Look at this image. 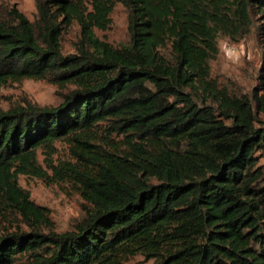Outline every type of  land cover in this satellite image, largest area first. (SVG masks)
I'll return each instance as SVG.
<instances>
[{
    "label": "trees",
    "instance_id": "1",
    "mask_svg": "<svg viewBox=\"0 0 264 264\" xmlns=\"http://www.w3.org/2000/svg\"><path fill=\"white\" fill-rule=\"evenodd\" d=\"M119 2L130 39L115 46L96 30ZM35 3L33 21L0 6V88L45 78L69 90L56 106L0 110V219L27 226L0 233V264H264V67L249 93L211 66L221 37L255 31L264 45V0ZM62 140L69 159L55 158ZM21 175L72 184L84 215L56 232Z\"/></svg>",
    "mask_w": 264,
    "mask_h": 264
},
{
    "label": "rangeland",
    "instance_id": "2",
    "mask_svg": "<svg viewBox=\"0 0 264 264\" xmlns=\"http://www.w3.org/2000/svg\"><path fill=\"white\" fill-rule=\"evenodd\" d=\"M1 1L5 3H0V6H15L32 21L38 17L35 0ZM111 16L110 26L105 30L97 29V35L115 46L128 43L130 36L126 8L120 2L117 3ZM78 36L79 27L76 23L65 30L62 37L65 53L75 51V42ZM219 47V56L211 62L213 77L221 83L236 82L249 93H252L255 87L262 86L264 45L255 31L238 42L221 37ZM233 47H236L237 51L233 50ZM68 90L69 88H62L45 78H23L10 81L0 88V110H8L15 106L28 104L56 106L63 101L64 94ZM261 118H264V112H262ZM104 125L105 123L99 128L101 133L98 134L97 139L100 142L97 141V143L107 148L106 140L102 136L105 135L103 132ZM56 145L58 152L55 158L59 160L71 158L70 147L66 141H58ZM39 160L43 161L41 152L39 153ZM19 182L30 191L31 199L35 203L47 208L50 218L49 227H52L56 232L71 230L84 215V208L87 203L72 184L68 182L48 183L39 177L24 175L20 176ZM25 228L27 226L22 223L18 215L10 222L0 219V233L7 229ZM45 230L48 231V228ZM18 264H29V258L27 256L21 258ZM123 264H154V259L137 254L127 259Z\"/></svg>",
    "mask_w": 264,
    "mask_h": 264
},
{
    "label": "built area",
    "instance_id": "3",
    "mask_svg": "<svg viewBox=\"0 0 264 264\" xmlns=\"http://www.w3.org/2000/svg\"><path fill=\"white\" fill-rule=\"evenodd\" d=\"M232 49L235 50V51H237V48L236 47H233Z\"/></svg>",
    "mask_w": 264,
    "mask_h": 264
}]
</instances>
